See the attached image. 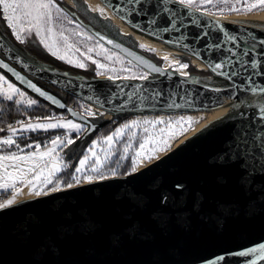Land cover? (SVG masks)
Instances as JSON below:
<instances>
[{
  "label": "water",
  "instance_id": "95a60500",
  "mask_svg": "<svg viewBox=\"0 0 264 264\" xmlns=\"http://www.w3.org/2000/svg\"><path fill=\"white\" fill-rule=\"evenodd\" d=\"M97 1L127 27L199 60L205 67L201 71L224 78L229 86L212 88L198 84L196 76L180 77L92 28L88 31L94 37L152 77L81 79L43 69L20 56L0 36V64L6 65L0 72L84 124L80 138L105 122H91L49 89L105 111L129 113L214 109L249 95L252 82L264 86V74L253 75L264 73L263 27L188 9L174 0L166 4L163 0ZM116 6L125 11H114ZM229 35L235 42L227 39ZM245 50L248 56L243 55ZM254 58L259 63L255 70L250 67ZM141 60L162 69L163 74L150 71ZM225 60L231 63L222 69L209 67ZM262 116L257 110L220 126L131 174L83 181L15 200L0 210V264H206L220 255L226 256L221 264H245L256 259L255 255L227 254L264 243V169L258 151L264 135L253 141L254 134L264 133ZM238 132L247 134L246 162L234 153Z\"/></svg>",
  "mask_w": 264,
  "mask_h": 264
},
{
  "label": "rangeland",
  "instance_id": "374dc122",
  "mask_svg": "<svg viewBox=\"0 0 264 264\" xmlns=\"http://www.w3.org/2000/svg\"><path fill=\"white\" fill-rule=\"evenodd\" d=\"M54 2L57 4L59 8L62 9L63 13L68 17V19H64L63 17L59 19H54L53 23V32H54V38L56 39V46L59 48L58 55L66 56L67 59H71L73 61L79 60L80 62L85 64L84 68H79L73 66V64L65 62V60L58 59L56 56H53L48 50L44 48V46L40 43L39 37L35 36V33L31 34H24V43H20L17 41L12 34V30L7 27V21L4 19L3 15L0 14V36L3 38V40L20 56H22L24 59L26 58V55L22 52L21 48L24 49H32L37 50L43 54H46L49 57H52L54 59H57L64 64L80 69L84 72H87L88 74L92 75L93 77L98 78H107L109 75L113 77L114 80L117 79H123L124 76H132L133 74L137 75L136 79H129V80H141L139 77L141 75H147L148 78L152 77V74L147 72L146 70L142 69L141 67L137 66L130 60H128L126 57L118 53L117 51L107 47L105 44H103L100 40H98L96 37H94L89 31V28H92L93 30H96L98 32H101L127 46H130L133 49L138 50L140 53L144 54L149 59L153 60V58H156L151 50L147 48L141 47L139 43H137L133 38L124 35L120 32V30L114 25L110 18L107 16L106 12L103 10V12H97L94 11L96 8H104L100 3L94 2L88 4L85 2V0H70L69 3H67L65 0H54ZM196 7L194 9L209 13L211 11L212 15H218L220 17H228L233 15H242V14H236L229 12L227 8L224 9L223 14L220 15L221 12V6H218L217 8H212L211 5H201L200 0H195ZM63 6L71 8L72 12H68L63 8ZM255 13V12H253ZM250 13V14H253ZM53 15L55 17V12H53ZM249 15V14H248ZM76 18H80L83 22V24H80ZM72 20V23H69L68 20ZM77 24L81 25V28H77ZM80 31L90 37V39H85L83 35L77 36L74 33ZM63 32L65 36L68 37V42L73 45L72 50H66L63 41L59 40V33ZM47 34L45 33L44 36ZM99 45V48L97 47ZM88 48H93L94 51L89 53L87 50ZM103 49V51H100V49ZM75 49H79V51H76ZM81 53H84L85 55H88L90 57L89 60H85L84 57L81 55ZM106 56H111L112 60L109 61ZM158 61H154L156 64H162L163 60L158 58ZM157 59V60H158ZM95 60L100 64L106 65L107 69L109 71H105V69H97L96 65L93 64L91 61ZM119 61V62H117ZM181 63H187L190 66L194 68V66L190 63V61L185 58L180 60ZM31 63V62H30ZM127 68L128 71H121V69ZM187 68V69H188ZM111 69H116L115 72L110 71ZM171 71H174L175 66H169ZM185 69V70H187ZM192 70V69H191ZM98 72L103 73L102 75H97ZM2 73V72H1ZM0 76H3L8 83L12 84L14 87L18 88L21 92L25 94L24 100L25 103L20 104L22 108H29L26 104V100L32 99L37 101L36 97L32 96L28 92L24 91L21 87H19L17 84H15L13 81H11L6 75L1 74ZM189 71L187 70V79H191V75L188 74ZM65 74V73H64ZM200 76H207L208 74L203 73H195ZM196 75V76H197ZM2 83V82H0ZM45 87V86H44ZM46 88V87H45ZM3 89L7 90V85H3ZM48 89V88H47ZM52 93L60 97L64 102H67V97L62 94L61 92L54 91L52 89H49ZM1 100H4L2 96H0ZM16 99H20L19 96L14 97L13 102L15 103ZM7 101V100H4ZM72 107L76 110H78L80 113L86 116L91 122L100 124L102 122H105L101 127L97 128L93 133L90 135L80 138V136L83 134V131L85 130L86 126L84 124L75 122L71 120L65 112H55L51 109L46 108L44 111L40 110L38 113L33 114L31 116H25V120L22 121L25 125L29 122L36 123H56L57 120H47L45 118L55 117L61 122H67L68 120H71L73 123H77L81 125V131L77 133L75 130H69L64 128H55V129H48L47 131L44 130H36V131H27V132H18L17 136L14 137V140L17 137H21L26 135L28 132H40L44 133L47 132L48 134L43 135L40 141L36 142H30L24 145V150L29 151L28 149L36 148L35 145H40V153H43L48 148L52 147L51 141L55 139L56 137H60L64 144L67 143V139H72L74 143L72 145H69L67 147H64L63 145L59 148H57V151L52 154L50 157H45L43 160H41L40 169L42 171L41 180L40 181H33L31 177H28L25 179V181L20 184L19 188H16L19 190V194L16 195L15 200H23L28 198V196H32L34 194H29V186H26V182L31 180L33 184L36 185V190H42L43 192H46L48 190L54 189L59 185L61 186L62 178L59 179L56 177L60 173L67 172L68 168H71L70 172H68V183L76 184L83 181H86L84 179L85 176H91L93 179H99L101 175L104 177H110V176H122L128 173L132 172V158L135 156V153L140 150V144L144 142L145 140H149V143L145 144V149L150 150L153 147L152 141H155L157 137H159L160 129L166 128L167 122L174 121L177 119H180L181 117L185 118H192V119H200V122L193 125L192 129L185 133L183 136H180L176 140L171 142V146L167 149V151L160 152L155 154V158L151 159L150 161H145L141 163V161L138 159V167L136 169H141L145 165L149 164L150 162L156 160L157 158H160L161 156H164L168 152L172 151L175 147V145L191 134L200 124L204 123L206 120V115L204 114V110L200 111H187V110H177V111H171V112H164V111H144V112H129V113H112L109 111H105L99 108H96L92 105H89L87 103H84L82 101L73 99L71 100ZM69 104V103H68ZM67 104V105H68ZM71 106V105H70ZM88 109H91L93 115H88ZM102 113V114H101ZM107 113L110 114L109 118L106 119ZM157 120H163L165 121L164 124H159L153 127L152 123L145 124L144 121L154 122ZM133 121L139 122L138 126L132 128V129H125L124 134L119 138V140L115 139L109 146L108 143L105 142L106 137L113 134L117 128H122L124 125L129 124ZM15 128H20V123L17 126H14ZM147 129V131H145ZM133 132H135V136H133ZM6 133L9 135V129L6 130ZM151 134V136H150ZM2 136V135H0ZM96 142V147L91 152L89 149L92 148L93 143ZM17 144V143H16ZM131 145V147L128 149L127 154L124 153V148L126 145ZM28 145H32V147H28ZM47 146V147H45ZM23 150V151H24ZM124 155L125 159L121 160L120 157ZM85 156L89 157L86 164L83 166L82 171L80 173L76 172V168L80 167L79 161L81 159H84ZM107 156V159H106ZM99 159L101 164L99 166L98 172H92L91 168L96 166V160ZM74 163V166L71 167V164ZM53 164H56L61 168V171L55 173L54 175L50 176V173L52 172ZM113 170H115V175H113ZM77 176L79 178V182L76 180H73V176ZM51 178L52 183L45 185V179ZM66 185V186H67ZM5 193V191H4ZM13 198V191L7 192L6 194H3L0 196V204L5 203L8 199Z\"/></svg>",
  "mask_w": 264,
  "mask_h": 264
},
{
  "label": "snow or ice",
  "instance_id": "6c2138e0",
  "mask_svg": "<svg viewBox=\"0 0 264 264\" xmlns=\"http://www.w3.org/2000/svg\"><path fill=\"white\" fill-rule=\"evenodd\" d=\"M141 0H127V3H140ZM168 0H163V3H167ZM175 3L179 5H183L188 9H193L196 7L195 0H174ZM201 5H211L212 8H217L218 6H221V12L220 15L223 14V11L225 8L229 12L236 13V14H242V15H248L253 12H259L264 11V0H200ZM163 11H168L167 8L162 9ZM94 11L97 12H103L102 8H96ZM114 11L116 12H123L125 9L120 8L119 6L114 7ZM53 12H55V17L53 15ZM0 14L3 15L4 19L7 21V27L12 30V34L14 35L15 39L19 41L20 43H24V34H31L35 33L36 37L41 38L40 43L44 46L46 50H48L53 56H56L58 59L65 60V62L73 64L75 67L84 68L85 64L80 62L79 60L73 61L71 59H67L66 56L58 55L59 48L56 46V39L54 38V32H53V23L54 19H59L63 17L64 19H68V17L63 13L62 9L57 6V4L54 2V0H0ZM209 15L215 14L209 11ZM121 20H124V16H120ZM69 23H72V20H68ZM151 23H155V20H152ZM77 28H81L82 26L77 24ZM172 28H175V22L172 24ZM166 31L169 29H165ZM47 34L44 36V34ZM77 36L83 35L85 39H90L87 35L84 33L77 31L74 33ZM101 40H104V37H100ZM228 40L235 42V37L229 35L227 37ZM59 40L63 41V44L66 48V50H72L73 45L68 42V37L64 35L63 32L59 33ZM109 43H111L109 41ZM264 43V42H262ZM99 48V45L97 46ZM143 47V45H141ZM216 47H219V45H216ZM254 48V46H253ZM76 51H79V49H75ZM89 53L93 52V48H88L87 50ZM100 51H103L101 48ZM231 52L232 56H236L237 53L235 51L229 50ZM81 55L84 57L85 60H89L90 57L88 55H85L84 53H81ZM197 57H199V53L195 54ZM244 56L249 55V51L245 50L243 52ZM106 58L111 61V56H106ZM163 59L168 60V57H163ZM93 64L96 65L97 69H105V71H109L107 69L106 65L100 64L95 60L91 61ZM119 62V61H117ZM141 64H145L146 67L149 68L152 72H158L160 74H163V70L150 64H146L143 60L139 61ZM231 61H222L220 63H215L214 65H209V67L212 68L213 71L222 69L225 67L226 64H230ZM246 63V62H245ZM178 68L177 71L182 69H187L189 65L187 63H180L177 61ZM0 67H6V65L0 64ZM250 67L252 69H257L259 67L258 61L254 58L251 61ZM110 71L115 72L116 69H111ZM121 71H128L127 68L121 69ZM103 73L98 72L97 75H102ZM218 75H225L228 76V73L219 72ZM264 73L254 72L253 75H261ZM232 75H237V73H232ZM185 77L187 78V75L185 74ZM109 80L113 79L111 75L107 77ZM137 75L133 74L132 76H124L123 79L129 80V79H136ZM142 80H147V75H141L139 77ZM249 81H252V76L248 78ZM0 96L3 97L4 100L7 101H13L14 97L19 96L20 99L15 100L16 105H20L22 103H25L24 96L25 94L21 92L18 88L14 87L12 84L8 83V81L3 77L0 76ZM3 85H7V90L3 89ZM28 87L33 88L39 95H44L43 92L39 88H36L35 85L29 84ZM248 92L251 94V97L255 99H247V100H241L239 103L234 102L232 107L233 109H237L240 107V104L247 103L249 106H255L256 104L260 105L259 111L261 113H264V86H260L256 84L255 82H252L249 84ZM37 103L36 100L28 99L26 100L27 106H32ZM102 114V113H101ZM88 115L92 116L93 113L91 109H88ZM47 120H57L56 123H27L26 125L23 122L20 123V128L17 129L15 127L9 126V135L6 139L0 140V144L2 145H8L11 146L15 143L14 137L17 136L18 132H27V131H36V130H44L47 131L48 129H55V128H64L69 130H75L77 133L81 131V125L77 123H73L71 120H68L66 123L61 122L55 117L45 118ZM202 119V117L200 118ZM200 119H192V118H185L181 117L180 119L169 121L167 122L166 128H161L160 136L157 137L155 141H152L153 147L150 150L145 149V144L149 143V140H145L140 144V150H138L135 153V156L132 158V172L136 171V168L139 166L137 163V160L139 159L141 163L145 161H150L151 159L155 158V154L167 151V149L171 146V142L179 138L180 136H183L185 133L190 131L193 127V125L200 122ZM262 120H264V116L261 117ZM145 124L152 123L153 127L159 124H164L165 121L163 120H157L154 122L144 121ZM139 122L133 121L129 124L124 125L122 128H117L115 132L108 137H106L105 142L111 145L114 138L119 140V138L124 134L125 129H132L136 126H138ZM2 131V129H0ZM147 131V129H145ZM135 136V132L132 134ZM246 132H238V142L236 144V147L234 149V153H237V159L241 161L246 162V157L249 156L248 153V140L246 138ZM264 135V133L257 132L253 136V141H256L260 136ZM151 136V134H150ZM74 141L72 139H67V143L64 144L60 137H56L51 141L52 147L48 148L43 153L39 152L40 145H35L37 152L30 153L28 155H17L12 154L9 156H0V161H6V160H15V161H29L34 159L43 160L45 157L52 156L53 153L57 151V148L61 147L62 145L64 147H67L69 145H72ZM17 148H19V145H16ZM28 147H32V145H28ZM47 147V146H45ZM96 147V142L93 143L92 148L89 149L91 152ZM131 147V145H126L124 148V153L127 154L128 149ZM23 151V149H21ZM256 151V150H254ZM259 158L261 163V168L264 169V141H262L259 144ZM254 162L255 158L252 157ZM89 157L85 156L84 159H81L79 161L80 167L76 168V172L80 173L82 171L83 166L86 164ZM107 159V156H106ZM121 160L125 159V156L122 155L120 157ZM101 162L99 159L96 160V166L91 168L92 172H98L99 166ZM39 167V165H33V168ZM243 167V164H242ZM33 168L28 169H20V176L24 175L26 172L33 171ZM61 171V168L57 166L56 164H53L51 175H54L55 173ZM115 170H113V175H115ZM131 174V173H129ZM20 176L14 175L12 173H6L4 177V182L0 183V189L7 190L8 188L13 189V198L8 199L5 203L0 204V210L6 209L13 205L15 202L16 195L19 194V190L15 188V185L17 181L20 179ZM101 179H105L103 175L100 177ZM36 180L40 179V176L37 175ZM84 179L88 182L92 181L91 176H85ZM73 180H76L79 182V178L77 176H73ZM53 181L52 179L46 178L45 179V185L51 184ZM26 186H29V194H34L36 196L42 195V190H36V185L33 184L31 180L26 182ZM68 188L73 187L71 183L67 185ZM178 189L182 188L183 185H176ZM59 190V185H57L56 189ZM166 199V197H165ZM229 256H236L241 258H246L249 256H256V259L245 261V264H257V261H264V243H261L255 247H250L242 251L228 253ZM226 256L220 255L210 261H207L206 264H221V262L225 261Z\"/></svg>",
  "mask_w": 264,
  "mask_h": 264
},
{
  "label": "bare ground",
  "instance_id": "6f19581e",
  "mask_svg": "<svg viewBox=\"0 0 264 264\" xmlns=\"http://www.w3.org/2000/svg\"><path fill=\"white\" fill-rule=\"evenodd\" d=\"M67 3L70 0H65ZM88 4L98 2L97 0H85ZM99 3V2H98ZM107 16L110 18L111 22L116 25V27L120 30V32L124 35H127L133 38L137 43L143 45V48H147L152 51L156 58H160L163 60V63L160 64L164 70L168 69L169 66H175L173 69L174 73L178 76L186 78L185 74L187 75V70L182 69L177 71L178 68L177 61L181 63V59L187 58L190 63L196 68V70H203L205 67L204 65L197 59L193 57H188L183 53L171 49L170 47L156 41L155 39L145 36L129 27H127L123 22L118 20L115 16H113L107 9H103ZM224 18L237 20L241 22H246L250 24H254L264 28V11L255 12L249 15H233V16H226ZM163 57H168V60L163 59ZM171 71V70H170ZM195 81L198 84L206 85L212 88H224L229 86V82H227L224 78L220 76H196ZM247 99H255L251 97V94L240 97L233 101L227 102L224 105L214 108L204 110V114L206 115V120L204 123L200 124L191 134L180 140L174 147L177 149L183 145H186L200 137H202L205 133L214 130L220 126L233 122L241 117H244L248 114H251L257 110H259L260 105L256 104L255 106H249L247 103L240 104V107L237 109H233L232 105L234 102L239 103L241 100ZM110 114L107 113L106 119L109 118ZM173 149V150H174Z\"/></svg>",
  "mask_w": 264,
  "mask_h": 264
},
{
  "label": "trees",
  "instance_id": "16d2710c",
  "mask_svg": "<svg viewBox=\"0 0 264 264\" xmlns=\"http://www.w3.org/2000/svg\"><path fill=\"white\" fill-rule=\"evenodd\" d=\"M63 8H65L66 11L68 12H72L71 8L63 6ZM79 20L82 22V20L79 18ZM22 52L26 55V60L31 62L32 64L43 68V69H47V70H53V71H60L63 72L67 75L70 76H75L77 78H81V79H90V78H94L92 75L88 74L87 72H84L80 69L77 68H73L70 67L66 64H64L63 62L54 59L52 57L47 56L46 54H43L37 50H32V49H24L21 48ZM158 58H153L154 61H158ZM192 69V70H191ZM189 71V75L191 76H196L197 74L195 73H203V74H208L206 71H199L196 70V68L190 66V68L187 69ZM200 76V75H198ZM209 76V75H207ZM74 98L71 97H67V102L66 103L68 105H72L71 100H73ZM77 100V99H76ZM80 101V100H79ZM38 104L32 105L29 108H22L19 105H16L13 101H4L0 99V129H2V131H0V135H5L6 130L9 129V126H17L19 123L18 122H22L25 120V116H31L33 114L38 113L40 110H45L46 108L51 109L55 112H60L63 113L64 111H58L54 108H52L51 106H49L47 103L38 100ZM48 134L47 132L44 133H40V132H28L26 135L21 136V137H17L15 139V143H17L18 145H25L27 143L30 142H36V141H40L43 135ZM74 166V163L71 164V167ZM71 168L67 169V172L64 173H60L59 175H57L56 177H58L59 179L62 178V182H61V186H66L68 183V172H70ZM7 192L4 193L3 190H0V196L3 194H6Z\"/></svg>",
  "mask_w": 264,
  "mask_h": 264
},
{
  "label": "crops",
  "instance_id": "0c3cea01",
  "mask_svg": "<svg viewBox=\"0 0 264 264\" xmlns=\"http://www.w3.org/2000/svg\"><path fill=\"white\" fill-rule=\"evenodd\" d=\"M7 137H8V134L2 135L0 136V140L6 139ZM16 145H17L16 143H14L11 146L0 144V156H9L14 153L17 155H28L30 153L37 152L36 148H31V149H28L29 151H25L24 145L22 146L19 145V148H17ZM21 149H23L24 151H21ZM37 164L39 165V167L33 168V165H37ZM40 164H41V160H39L38 158L34 160H29V161H15V160L0 161V183L4 182V177L6 173H12L14 175L20 176L19 170L28 169V168H33V171L26 172L24 175L20 176V179L17 181L15 188H19L20 184H22L25 181V179L28 177H31L33 181H40L41 175H42ZM37 175L40 176L39 180L35 179ZM0 190H3V189H0ZM3 191L12 192L13 189L10 187L7 190H3ZM32 196H35V195H32ZM32 196H28V198Z\"/></svg>",
  "mask_w": 264,
  "mask_h": 264
},
{
  "label": "flooded vegetation",
  "instance_id": "af4514ba",
  "mask_svg": "<svg viewBox=\"0 0 264 264\" xmlns=\"http://www.w3.org/2000/svg\"><path fill=\"white\" fill-rule=\"evenodd\" d=\"M1 73V72H0ZM1 74H3V73H1Z\"/></svg>",
  "mask_w": 264,
  "mask_h": 264
}]
</instances>
